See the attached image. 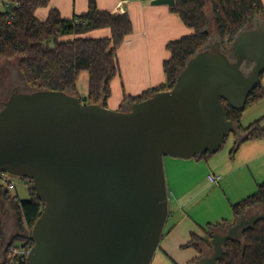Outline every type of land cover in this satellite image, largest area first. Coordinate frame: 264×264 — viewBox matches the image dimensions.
Masks as SVG:
<instances>
[{
	"label": "water",
	"instance_id": "water-1",
	"mask_svg": "<svg viewBox=\"0 0 264 264\" xmlns=\"http://www.w3.org/2000/svg\"><path fill=\"white\" fill-rule=\"evenodd\" d=\"M253 21L227 48L204 44L170 89L123 109L13 87L0 108V172L31 180L43 202L25 264H151L169 214L164 156L214 153L228 134L243 138L222 100L243 108L260 84L264 24ZM263 218L264 208L236 217L194 264H217L227 240Z\"/></svg>",
	"mask_w": 264,
	"mask_h": 264
},
{
	"label": "trees",
	"instance_id": "trees-1",
	"mask_svg": "<svg viewBox=\"0 0 264 264\" xmlns=\"http://www.w3.org/2000/svg\"><path fill=\"white\" fill-rule=\"evenodd\" d=\"M6 1L14 4L10 11L0 10V66L4 60H16L26 91L61 90L78 96L83 103H100L106 106L111 93L110 83L118 73L116 47L132 30L127 13L101 9L95 0H88L86 10L70 18L63 17L56 7H51L47 16L39 19L35 10L46 6L49 0H0V3ZM174 1L171 10L178 14L190 32L167 42L169 56L162 63L165 81L139 95L123 94L119 109H123L127 102L140 101L156 91L170 89L188 58L212 41V24L222 47L227 48L246 24L256 16L264 17L261 0ZM102 27L109 28V36H81L89 30ZM81 71H86L88 75V90L83 97L79 96L76 88ZM261 100H264V85L261 83L249 93L243 108H232L222 100L226 117L236 122L237 129L243 135L242 139H237L234 135L231 155L241 142L264 137V126L260 118L245 126L240 123L244 109ZM207 153L195 157H202ZM2 187L3 198L6 203L13 205L18 220L16 230L7 238L4 219L0 213V264H16L21 257L12 254L10 249L31 247V228L41 213L43 202L32 185L27 188L26 199L16 197L5 184ZM230 207L232 220L209 222L201 227V234L190 232L183 247L194 246L199 254L186 264H194L203 255L200 243L205 251L212 248L211 235L214 232L224 231L238 216L264 208V180L258 183L253 193L230 203ZM166 232L167 229L163 231L162 237ZM21 263L24 264L23 261ZM217 264H264V218L245 228L241 238L227 240Z\"/></svg>",
	"mask_w": 264,
	"mask_h": 264
},
{
	"label": "rangeland",
	"instance_id": "rangeland-1",
	"mask_svg": "<svg viewBox=\"0 0 264 264\" xmlns=\"http://www.w3.org/2000/svg\"><path fill=\"white\" fill-rule=\"evenodd\" d=\"M0 10H6V6L2 3H0ZM43 13L44 11H41V14ZM211 27L212 42L219 41L214 25L212 24ZM85 74L87 76L86 72ZM260 83L264 85V72ZM15 86L20 90H26L23 77L17 70L16 60H4L0 66V107L2 106L1 101L6 100L9 95L7 88L10 87L11 89ZM76 88L80 97L85 96L88 90V77L83 79L82 75H78ZM257 118H260L261 124L264 126V100L245 108L240 123L245 126ZM233 139V134H228L216 152L196 157L200 160L195 159V157L183 159L169 155L164 156L169 212L175 210L178 216L186 213L192 222L200 223L202 226L209 222H220L222 219H233L230 203L253 193L257 189L256 181L264 180V152L253 156V160L245 163L244 166L241 164L244 158L243 155L241 156V149L235 151L233 155L230 153ZM229 168L231 173L223 176V172ZM210 171L222 173L221 179L217 182H210L207 178ZM242 174H245V178H249L252 184V190L244 196L239 194V185L243 179ZM7 176L14 184V188L10 190L11 193L19 199H26L28 197L27 188L32 185L31 180L10 173H7ZM6 207L8 212L2 216L6 237L9 238L16 230L18 214L11 203L7 202ZM187 249L188 247L182 246L179 252L168 255L158 248L151 264H186L192 257L191 252ZM211 252L212 248L206 249L203 255Z\"/></svg>",
	"mask_w": 264,
	"mask_h": 264
},
{
	"label": "crops",
	"instance_id": "crops-1",
	"mask_svg": "<svg viewBox=\"0 0 264 264\" xmlns=\"http://www.w3.org/2000/svg\"><path fill=\"white\" fill-rule=\"evenodd\" d=\"M95 1L101 9L127 13L132 23L131 32L116 47L118 73L110 83L111 93L106 100L107 107L119 109L123 94L139 95L144 90L162 84L165 81L162 63L169 56L166 44L170 40L178 39L188 34L190 29L182 22L178 14L171 10L172 6L167 4L153 3V0ZM261 1L264 5V0ZM87 4L88 0H49L46 6L38 7L35 10V15L39 19H44L49 8L56 7L63 17L70 18L85 11ZM41 11H44V13L41 14ZM109 35V28L102 27L89 30L81 36L103 37ZM85 72L81 71L79 73L83 79L88 77ZM124 105L126 106V103ZM239 149L242 151L241 156H244L241 164L245 166V163L253 160V156L264 152V137L245 140L240 143L236 151H239ZM195 159L199 158L195 157ZM209 173L222 174L214 171ZM229 173H231L230 168L223 172V176ZM242 176L243 179L239 185L240 196H244V194H248L252 190L251 180L249 181V178H245V174H242ZM259 182L256 181V185ZM201 227L200 223L192 222L186 213L178 216L175 210H170L166 221L167 232L161 238L158 248L168 255L179 252L188 241L190 232L201 234ZM199 248L202 251L205 250L201 243ZM187 251L192 254L191 260L199 254V251L194 246L188 247Z\"/></svg>",
	"mask_w": 264,
	"mask_h": 264
},
{
	"label": "built area",
	"instance_id": "built-area-1",
	"mask_svg": "<svg viewBox=\"0 0 264 264\" xmlns=\"http://www.w3.org/2000/svg\"><path fill=\"white\" fill-rule=\"evenodd\" d=\"M6 6V10L10 11V9L13 6V2L10 1H6L5 3H3ZM207 178L210 182H217L221 179V175L220 174H214V173H209L207 175ZM5 184L8 188L12 189L14 188V184L12 182V180L7 176V172H0V184ZM1 184V185H2ZM11 253L20 256L21 258L18 260V262L16 264H22L21 262L23 261L25 264V258L26 255L29 251V248H17V247H12L11 249Z\"/></svg>",
	"mask_w": 264,
	"mask_h": 264
},
{
	"label": "flooded vegetation",
	"instance_id": "flooded-vegetation-1",
	"mask_svg": "<svg viewBox=\"0 0 264 264\" xmlns=\"http://www.w3.org/2000/svg\"><path fill=\"white\" fill-rule=\"evenodd\" d=\"M258 24H260V25H263V24H264V17H263V16H259ZM250 25L254 27V26L256 25V22L252 20V21L250 22ZM211 43H214V42L211 41ZM212 49L215 50V45L213 46ZM12 89H13V88L10 89V87H8V88H7V91L10 92ZM1 103H2V101H1ZM218 232H219V233H223L224 231H223V230H220V231H218Z\"/></svg>",
	"mask_w": 264,
	"mask_h": 264
}]
</instances>
